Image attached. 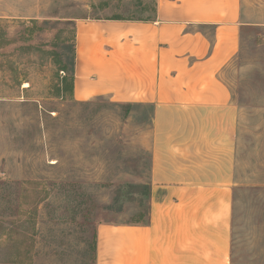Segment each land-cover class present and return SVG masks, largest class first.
<instances>
[{"label": "rangeland", "instance_id": "obj_1", "mask_svg": "<svg viewBox=\"0 0 264 264\" xmlns=\"http://www.w3.org/2000/svg\"><path fill=\"white\" fill-rule=\"evenodd\" d=\"M157 0H0V264H97L100 225L147 223L151 106L72 97L76 18ZM221 71L238 108L227 264H264V0Z\"/></svg>", "mask_w": 264, "mask_h": 264}, {"label": "crops", "instance_id": "obj_2", "mask_svg": "<svg viewBox=\"0 0 264 264\" xmlns=\"http://www.w3.org/2000/svg\"><path fill=\"white\" fill-rule=\"evenodd\" d=\"M244 25L241 0L74 19L73 99L151 106L148 221L98 226L97 264H227L238 108L220 74Z\"/></svg>", "mask_w": 264, "mask_h": 264}, {"label": "trees", "instance_id": "obj_3", "mask_svg": "<svg viewBox=\"0 0 264 264\" xmlns=\"http://www.w3.org/2000/svg\"><path fill=\"white\" fill-rule=\"evenodd\" d=\"M114 19H123V18H114ZM73 50H74V47H73ZM72 69H73V58H72V68H71V89H72V80H73Z\"/></svg>", "mask_w": 264, "mask_h": 264}]
</instances>
